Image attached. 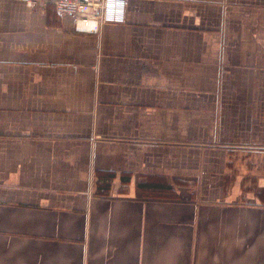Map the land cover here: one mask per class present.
Here are the masks:
<instances>
[{
	"label": "crops",
	"instance_id": "obj_1",
	"mask_svg": "<svg viewBox=\"0 0 264 264\" xmlns=\"http://www.w3.org/2000/svg\"><path fill=\"white\" fill-rule=\"evenodd\" d=\"M0 264H264V0H0Z\"/></svg>",
	"mask_w": 264,
	"mask_h": 264
},
{
	"label": "built area",
	"instance_id": "obj_2",
	"mask_svg": "<svg viewBox=\"0 0 264 264\" xmlns=\"http://www.w3.org/2000/svg\"><path fill=\"white\" fill-rule=\"evenodd\" d=\"M36 4L37 0H29ZM58 13L72 15L78 26L91 28L92 23H122L126 20L127 0H54Z\"/></svg>",
	"mask_w": 264,
	"mask_h": 264
}]
</instances>
